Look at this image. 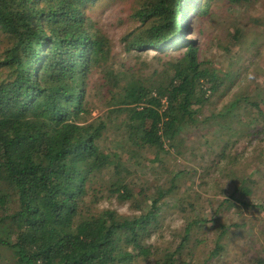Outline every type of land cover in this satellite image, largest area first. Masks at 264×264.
I'll return each instance as SVG.
<instances>
[{"label":"trees","instance_id":"obj_1","mask_svg":"<svg viewBox=\"0 0 264 264\" xmlns=\"http://www.w3.org/2000/svg\"><path fill=\"white\" fill-rule=\"evenodd\" d=\"M100 1L0 0V248L13 264H211L219 244L203 260L195 256L197 243L188 245L197 225L207 224L204 217L188 219L175 250L149 241L164 227L166 197L176 196L182 215L196 207L182 191L192 167L170 171L166 157L185 154L183 135L200 123L222 132L245 122L253 130L264 121V101L243 95L202 119L201 108L223 93L231 73L202 58L196 33L166 52L174 53L170 63L156 67L142 58L182 40L193 20L209 19L213 0H197L188 26L187 0H112L126 12L116 52L91 15ZM260 20L253 15L250 22ZM242 26L233 25V48L245 46ZM259 39L255 54L262 52ZM121 53L134 63L119 60ZM97 104L106 112L92 118ZM106 134L113 147L102 144ZM226 147L217 162L225 151L229 160L238 157ZM147 171L157 175L154 183L143 179ZM113 199L131 212L102 205ZM250 264H264V255Z\"/></svg>","mask_w":264,"mask_h":264},{"label":"rangeland","instance_id":"obj_2","mask_svg":"<svg viewBox=\"0 0 264 264\" xmlns=\"http://www.w3.org/2000/svg\"><path fill=\"white\" fill-rule=\"evenodd\" d=\"M196 2L197 0H187L183 21V24L187 26L188 20L196 14L194 8ZM211 2L215 8L214 14L209 19L193 20L190 29H185V36L181 37L182 40H176L158 50L144 51L142 54V58L149 60L156 67L170 63L174 53L166 54V52L184 45L187 41L186 37L190 35L193 37L192 33L198 35L194 41L201 40L202 58L212 60L219 66V70L223 72L228 70L231 73V79L226 82L223 93L213 96L212 100L201 108L202 119L205 115H210L211 111H222L225 104L237 98L243 99V95H246V99H249L251 103L258 100L262 105L264 101V0H243L241 2L213 0ZM123 7V4L113 3L112 0H101L91 12L98 27L113 42L115 52L119 50L117 43L119 35L126 27L122 26L119 21L126 14ZM253 15L261 18L259 23L254 25L250 22ZM237 20L244 24L242 26L245 31L244 48L237 46L233 48L230 45L232 43L231 31ZM192 37L189 38L193 40ZM256 37L260 38L259 42H262V52L258 51L257 54L252 51L251 47ZM178 42L179 44H176ZM228 46L232 50L229 51ZM234 49H238L239 53L232 59ZM156 54L162 59L153 60V55ZM118 58L134 63V57L131 54L121 53ZM94 107L92 118L105 114L106 109L100 104ZM248 108L255 109L251 104ZM242 110L244 109L241 108L238 111ZM200 125L192 132L183 135L185 154L179 156L173 153L166 157L172 163V166H169L170 171L175 167L186 169L192 167V170H186L181 181L184 182L182 191L187 193L188 202L195 203V210L182 215L177 206L176 196L166 197L163 200L160 215V222L164 227L161 230H155L149 241L158 245L160 250L167 252L175 250L184 235L185 224L188 219L191 220L196 215L208 220L207 224L202 227L197 225L192 233V241L188 244L191 249L192 244L197 243L193 249L199 260H203L219 244L222 249L213 257L211 264H250L257 257L264 255V152L261 153L264 149V121L255 123L253 133H251L253 125L248 127L245 122L234 126L233 129L227 126L222 132H217L214 126L205 128L203 123ZM229 129L232 130L228 132ZM106 137L107 139L102 144L113 147L109 134H106ZM207 139L211 143L208 146L209 151L204 143ZM224 146L232 148L236 153L234 157H238L229 160L224 157V154L229 152L224 150L222 160L217 162L216 158L219 157ZM149 157L153 158L154 155L151 154ZM143 162L151 163L149 160ZM133 170L135 171L136 168ZM146 174L149 175V171ZM156 176L149 175L150 178L143 179H149L154 183ZM241 177H246V184L242 185ZM143 179H138L136 183L141 185ZM203 179L205 182L200 186ZM189 187L192 188L188 191ZM245 187L250 189L252 194H246ZM233 191L236 194L231 197ZM102 205H112L127 214L131 212L128 203H120L116 199H113V202L104 200ZM220 234L221 237H219ZM0 264H13L9 252L2 248H0ZM140 264H148V260Z\"/></svg>","mask_w":264,"mask_h":264},{"label":"built area","instance_id":"obj_3","mask_svg":"<svg viewBox=\"0 0 264 264\" xmlns=\"http://www.w3.org/2000/svg\"><path fill=\"white\" fill-rule=\"evenodd\" d=\"M164 101L163 102H165L164 104H166V99H163Z\"/></svg>","mask_w":264,"mask_h":264}]
</instances>
